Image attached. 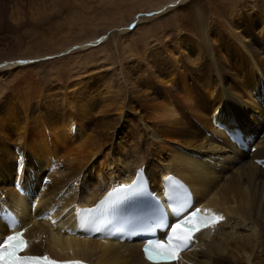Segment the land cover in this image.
I'll return each mask as SVG.
<instances>
[{
  "label": "bare ground",
  "instance_id": "1",
  "mask_svg": "<svg viewBox=\"0 0 264 264\" xmlns=\"http://www.w3.org/2000/svg\"><path fill=\"white\" fill-rule=\"evenodd\" d=\"M256 11V22L218 13L208 21L195 5L175 25L185 28L180 42L188 43L145 68L152 59L129 56L122 70H103L75 86L63 107L32 73L13 69L0 81V206L20 213L26 252L152 264L139 242L85 238L72 229L78 207L143 169L157 194L168 174L180 177L196 205L224 217L199 231L178 261L161 264H264V168L254 162L264 158V7ZM235 128L253 138L256 150L228 138Z\"/></svg>",
  "mask_w": 264,
  "mask_h": 264
},
{
  "label": "rangeland",
  "instance_id": "2",
  "mask_svg": "<svg viewBox=\"0 0 264 264\" xmlns=\"http://www.w3.org/2000/svg\"><path fill=\"white\" fill-rule=\"evenodd\" d=\"M175 1L0 0V81H8L13 69L32 73L33 83L44 92L47 88L54 90L51 93L56 100L62 99L63 107L64 101L69 103V91L75 86H87L103 70H122L129 56L152 59L142 63L145 68L152 61L159 63L167 49L177 51L188 43L180 42L185 28L175 25L183 16L188 19V11L195 5L205 12L208 21L217 19V13L242 21L240 16L244 14L248 19L245 24L256 22V9L264 7V0ZM192 17L189 15V19ZM250 26L257 31L256 25ZM181 51L184 53V48Z\"/></svg>",
  "mask_w": 264,
  "mask_h": 264
},
{
  "label": "snow or ice",
  "instance_id": "3",
  "mask_svg": "<svg viewBox=\"0 0 264 264\" xmlns=\"http://www.w3.org/2000/svg\"><path fill=\"white\" fill-rule=\"evenodd\" d=\"M177 3H179V0H177ZM20 63H27V61H20ZM137 175L139 178H142L143 169ZM166 179L171 181L174 178L168 177ZM116 191L121 193L117 197V201L145 196L151 198L155 208L153 217L146 221H141L133 225V227H140L144 231L151 232L153 235L160 229H168L170 227L166 239L150 238L144 245V254L153 264L178 260L180 251L189 246L197 231L201 228L214 227L215 224L224 219L223 215L212 213L210 210L202 211L201 208H196L189 214H184L176 223L169 225L166 215L160 211L158 198L148 193L139 183V180L133 181L130 185H122ZM109 195L111 196L112 193ZM164 195L169 197V204L173 205L174 215L179 216L182 213H186L187 208L191 206L190 198L184 197L175 186L170 185L169 190H166ZM117 201H112V203H116ZM101 203L105 202L102 201ZM85 211L92 213L97 211V209H86ZM12 226L14 227L15 225ZM29 247V241L25 239L24 231H13L6 236H0V264H85L81 260H53L47 254H24Z\"/></svg>",
  "mask_w": 264,
  "mask_h": 264
}]
</instances>
